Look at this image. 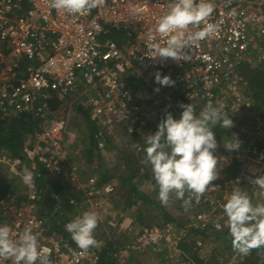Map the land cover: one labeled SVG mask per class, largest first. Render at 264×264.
<instances>
[{
	"label": "built area",
	"instance_id": "2783aa9c",
	"mask_svg": "<svg viewBox=\"0 0 264 264\" xmlns=\"http://www.w3.org/2000/svg\"><path fill=\"white\" fill-rule=\"evenodd\" d=\"M211 2L215 10L209 22L219 23L220 30L191 44L185 50L190 59L175 63L146 56L150 44L163 46L166 39L155 32V26L166 11L167 0H106L104 5L78 15L58 13L50 7L49 0H0V62L6 64L11 58L13 63L12 68L6 67L2 73L12 72L22 62L29 63L26 77L16 85H0V125L22 115L46 119L44 127L26 141L22 158L0 154V166L21 183L25 196L8 194L0 198V225L12 228L13 239L29 226L40 234V248L50 249L51 264H99L97 249L74 248L37 216V179L42 167L49 180L70 183L81 190L91 211L99 209L105 213L112 207L113 184L99 186L98 176L79 182L78 177L84 171L77 161L81 157V144L70 126L69 116L76 105L91 110L101 150L106 149L107 138H115L116 129L126 128L129 134L143 135L149 125L164 117V109L160 103L148 105L136 100L129 84L132 76L152 90L154 100L163 101L177 115L178 110L182 111L180 104L191 103L200 112L209 101L214 105L223 103L225 110L256 125L247 126V137L257 138L260 131L264 132L254 114L253 100L247 95L249 85L239 72L244 64L264 62V0ZM233 9L235 15L231 14ZM121 31H127L132 40L125 46L108 38L111 33ZM5 48L9 49L8 55ZM157 71L175 81L173 89L181 88V100L174 102L168 92L154 91L156 83L152 78ZM53 100L63 106L58 113L51 110ZM250 146L243 157L248 161L239 173L240 179L248 183L263 175L262 171L250 174L249 163L257 160L264 167L263 151ZM250 152L253 158L248 156ZM216 155L220 160L219 175L212 187H222L234 160L243 158ZM24 166L34 174L32 187L26 186L18 174ZM56 199L59 200L54 213L63 215L61 199ZM226 199L227 196L216 200L204 193L197 202L193 195L191 208L198 210L192 216L190 228L206 231L211 227L221 231L226 227L227 217L223 213ZM69 205L75 209L79 206L74 199ZM186 233V227L171 223L142 228L117 258L124 263L131 255L155 251L163 253L164 264H195L181 257L179 245ZM197 245L201 246V242ZM0 264L12 262L0 260Z\"/></svg>",
	"mask_w": 264,
	"mask_h": 264
},
{
	"label": "clouds",
	"instance_id": "9594fccd",
	"mask_svg": "<svg viewBox=\"0 0 264 264\" xmlns=\"http://www.w3.org/2000/svg\"><path fill=\"white\" fill-rule=\"evenodd\" d=\"M105 3L106 0H49L51 8L70 15L90 12ZM164 7L166 11L158 18L155 32L166 39L163 46L150 44L146 54L154 60L185 62L190 59L185 50L191 44L220 30L219 23L209 22L215 10L211 0H167ZM231 14L235 15V9ZM154 77L155 83L161 87L175 85L170 76L159 71ZM154 91L158 93L160 87ZM179 107L182 109L179 119L166 112L155 133L143 135L145 155L141 164L151 167L161 204L167 205L174 195L187 210L192 205L193 195L198 202L219 175L220 160L214 153L220 145L213 129L219 126L231 130L235 124L224 111L223 103L214 105L209 101L198 114L191 103ZM232 135L234 140L223 139V147L229 152L241 147L237 135ZM136 146L139 147V143ZM18 174L26 186L34 185V174L27 166ZM250 185L264 197V175L256 176ZM186 193L189 194L187 198ZM223 213L227 217L234 252L246 256L253 249L264 247V203L254 204L246 191L235 189L227 197ZM98 222L96 212L85 211L67 223L65 229L77 248L88 251L99 244L94 237ZM39 235L25 226L13 239L12 228L7 224L0 225V260L12 264H51L50 249L40 248Z\"/></svg>",
	"mask_w": 264,
	"mask_h": 264
},
{
	"label": "trees",
	"instance_id": "16d2710c",
	"mask_svg": "<svg viewBox=\"0 0 264 264\" xmlns=\"http://www.w3.org/2000/svg\"><path fill=\"white\" fill-rule=\"evenodd\" d=\"M108 38L121 46H125L131 42V38L127 36V31L113 32ZM4 52L8 55L9 49L5 48ZM12 66L13 63L11 58H8L6 64L0 62V85L3 83L14 86L19 79L26 77V70L29 63L22 62L17 67L13 68L12 72L2 73L6 67L12 68ZM239 72L241 77L249 85L247 95L252 98L254 114L260 119V126L264 129V62L259 65L244 64L240 67ZM129 84L138 102L148 105L160 103L159 105L164 109V114L166 112H171L174 118L179 119L180 116L163 101L159 102L151 97H146L145 100L142 98L144 93L148 91L147 86H145L142 81L140 82L138 79L131 77ZM157 86L160 87V91H162V88V92H168L174 102H178L182 99L183 94L181 88L173 89L167 86L161 87L158 84L155 85V88H157ZM50 106L54 113H58L63 109L62 104L57 100H53ZM224 111L231 117L235 127L230 130L217 126L213 129L216 134L217 142L220 145L217 149L220 154H227V151L221 145L223 139L233 137L232 133L241 135L240 138H242L247 135L246 128L248 125L256 127L255 124L250 123L244 116L233 115L230 111L225 109ZM74 112L86 121L85 125L82 126V143L86 145L85 150L82 152V159L87 165V169L84 168V170H88L92 175H97L100 178L99 186L108 183L115 186V191L110 197L112 207L108 209V212L106 211L103 214L101 223H99L94 230V237L99 242L98 246L94 247L100 253L99 264H134L131 260L132 258L130 259L133 255L124 263H121L117 258L121 250L129 244L127 240V242L124 243L123 240H125L126 237H121L118 226L131 217H133L132 219H134L133 221L135 224H139L142 228L154 226L163 227L167 223L178 225L179 227H186L187 233L179 245L181 257L185 261L195 264H219L216 259L204 263L203 259H200V252L204 246L203 244H205L207 240L210 241V238H214V240L226 244L227 250H232L231 238L228 234V230H223L224 233L222 231H216L213 228H209L206 231L193 229L190 228V221L187 222V225H179L169 210H173V213H178L182 205L180 200H177L174 196L172 200H169L167 205H162L157 198L158 188L155 186V181L152 178L151 167L141 164V160L145 155L143 151L145 147L143 135L155 133L160 121L149 125L143 135L129 134L126 128L116 129L121 132L120 134L126 142L125 155L124 157L121 156L123 157L122 160L117 158V161L121 160L120 164L115 163L114 166V164L109 162L107 165L109 168H105L103 167V159L110 158V156L105 155L104 152L108 149L111 151V147L115 146V141L120 134H117L114 139L112 137L107 138L106 149L101 150L99 149L98 140L95 137L98 130L94 122L91 121L88 111H84L80 105H76L74 106L73 113ZM89 112L91 114L90 109ZM196 112L197 114L199 113V111ZM45 123V118L22 115L17 118H10L5 123L1 124L0 154H5L13 158H22V149L26 141L30 139L36 131L41 130ZM244 141H246V143L241 144L238 151H233L234 154L240 153L242 148L243 150H248V148L251 147L250 145H252L258 152L263 151L264 155V143L252 142V144H250V140L247 141L246 139ZM136 143H139V147L136 146ZM248 156L253 158L254 154L250 152ZM233 163L229 172L235 177L242 167L243 160L235 159ZM37 187V216L46 222L51 232L64 236L74 248L79 249L72 241L70 234L66 231L65 225L71 222L77 215H80L82 209H84L83 212H85V209L89 207L84 203L85 199L83 197V192L74 189V186L70 183L64 185L63 183L49 180L48 176L43 172L42 167H40V177L37 179ZM143 187H149V190L143 191ZM247 193L251 198L252 192L248 191ZM8 194H20L23 198L25 197L21 183L12 178L8 174L6 168L0 166V198ZM56 197L61 199L64 209L63 215L54 213L55 206L59 200H57ZM71 199H74L78 203L79 206L77 209L69 205ZM178 208L179 210H177ZM194 210L196 211L198 209H192V212ZM182 212H185V210H182ZM105 224L106 226L109 225L110 231L103 232L102 227H104ZM197 242H201V246H198ZM149 253V251L144 252L143 255H141L142 257L140 256L144 258L137 263L163 264L165 261V259H163V261L159 260V254L151 256ZM240 264H264V247L253 249L250 254L244 255V259Z\"/></svg>",
	"mask_w": 264,
	"mask_h": 264
},
{
	"label": "rangeland",
	"instance_id": "374dc122",
	"mask_svg": "<svg viewBox=\"0 0 264 264\" xmlns=\"http://www.w3.org/2000/svg\"><path fill=\"white\" fill-rule=\"evenodd\" d=\"M157 87H159V86H157ZM161 90L163 91L162 88H161ZM178 114L179 115L181 114V110H178ZM69 122H70V126L72 128H76L77 131H75V132H77V136H79V143L82 145L83 144L82 143V139H83V136H82L83 129L82 128L83 127L79 123L80 120L77 117H75L73 115H70ZM120 133L121 132L118 131L116 134L119 135ZM237 137L241 141V144H243V143L245 144L246 141H244V140H246L247 138L250 140V144H252V142L253 143L258 142L260 144L264 143V132L263 131H260V133L257 135V138H255L253 135H248V137L246 135V136H244L242 138H240L241 135H237ZM228 140H234V137H231ZM221 145L223 147V140L221 141ZM84 146H86V145L84 144L82 146V148ZM126 146H127L126 142L124 141V139L122 138V135L120 134L117 137V140L115 141V146L111 147V151L108 149L106 152H104V154L110 156V158L103 159V167L109 168L107 166L109 162L114 164V166H115V163L116 164H120L121 163L120 161L122 160V158L125 155ZM244 150L242 148L240 153H236V154H234L233 151L232 152L227 151V154H220L218 151H216L214 154L215 155L219 154L221 156H237L238 155V156H241L243 158L244 156L247 155V150H245V151ZM121 156H123V157H121ZM117 158H120L121 160L117 161ZM243 160H244L243 161L244 164L247 163V161H248L245 158H243ZM77 161L81 163L80 165H82L83 168L86 167V169H87V165H85L84 160L81 157ZM82 163H84V164H82ZM249 164L250 165H248L247 171L249 170L250 174L256 175V173H258L259 171H262L261 173L264 175V167H263V165L260 166L261 164H257V160H256L255 163H249ZM241 168H243V164H242ZM239 173H240V171H239ZM239 173L236 174L235 177H234L229 172V178L227 179V181L224 184H222V187L221 186L219 187L217 185L215 187H212L213 185H212V182H211V184L208 187H212V189L211 190L206 189L205 193H208L211 198L219 200V199L224 198L225 196L228 197L230 195V192H232L231 188L234 189V190L235 189H239V190L246 191V192H248V191L252 192L251 199H252V202L254 204L264 203V197L260 196L259 191L254 186L250 185V183L246 182V180L240 179ZM91 177H97V175H92V173H90V171H88V170H86L85 172H83V170H82V173H81V175H79L78 179H79V182H84V180L89 179ZM12 178H14V177H12ZM14 179H16V178H14ZM239 181H240V183H239ZM186 195L188 196L189 194L187 193ZM173 197H174V195H172L170 197V200H172ZM180 202L182 204V201H180ZM180 208L182 210H185V208L182 207V205L180 206ZM192 209H194V208L190 207L187 210H185V212H182V210H179V208H178L177 210H179V212L178 213L175 212L172 215H173V217H175V219L177 220V223L179 225H187V222L192 221V216L196 214V211L194 210L192 212ZM97 210L99 211V209H97ZM83 211H84V209L81 210V214L83 213ZM132 218L133 217H131L130 219L134 220ZM191 223H189V225ZM134 225H135V223H134ZM104 226L106 227V224ZM223 230L224 231L228 230V227L227 226L224 227L221 231L224 232ZM135 233H136V229H135V227H133V229L131 230L130 236H132V238H133L135 236L134 235ZM131 240H132L131 238L128 239L129 242H131ZM203 245L204 246L202 247L201 252H200V259H203L204 263H207V262H210V261H213L214 259H216L219 262V264H240L241 261L244 259V255H240V254L234 252L233 249L232 250H227L226 244H224L222 242H219V241H216V240H214V238H210V241L207 240V242L205 244H203ZM149 254L151 256L154 255L153 253H149ZM137 255L141 256L142 254H136L135 255L136 257H134V258L132 257L131 260H132V262H134V264L137 263V262H140L144 258L143 257L141 259L140 257H137Z\"/></svg>",
	"mask_w": 264,
	"mask_h": 264
},
{
	"label": "crops",
	"instance_id": "0c3cea01",
	"mask_svg": "<svg viewBox=\"0 0 264 264\" xmlns=\"http://www.w3.org/2000/svg\"><path fill=\"white\" fill-rule=\"evenodd\" d=\"M132 41V40H131ZM255 65H259V64H255ZM133 78H136V79H138L139 81H140V79L138 78V77H135V76H132ZM154 79L155 78H152V82L154 81ZM141 82V81H140ZM151 82V81H150ZM145 86H146V84L144 83V82H142ZM148 88V87H147ZM154 93L152 92V90L151 89H148V91H146L145 93H144V95H143V99L145 100V98L146 97H151V98H154V95H153ZM82 107V106H81ZM83 108V110L84 111H88V113H89V116H90V112H89V109L88 108H84V107H82ZM70 115H73V116H75V117H77L79 120H80V124L82 125V126H84L85 125V123H86V121L81 117V116H78L75 112L73 113V111H72V113L70 114ZM69 119H70V116H69ZM72 129H75V131H77L76 130V128H72ZM77 133V132H76ZM79 137V136H78ZM84 144H82L81 145V147H80V149L82 148V146H83ZM85 147L86 146H84L82 149H81V158H82V152L85 150ZM85 163V162H84ZM84 163H82V164H84ZM86 165V164H85ZM80 167H82V165H79ZM83 168V167H82ZM85 169H86V167H84ZM84 172V171H83ZM82 173V172H81ZM81 173H80V175H81ZM88 179H86V180H84V181H87ZM149 190V187H143V191H148ZM106 209L108 208V206L107 207H105ZM168 209V208H167ZM169 210V209H168ZM181 210V209H180ZM85 211H91L89 208H87V209H85ZM93 211V210H92ZM94 212H96L97 214H98V217H99V222H98V224L99 223H101V218L103 219V214L104 213H102L101 211L99 212L98 210L96 211H94ZM104 212V211H103ZM107 212H108V209H107ZM169 212L171 213V214H174L173 212V210H169ZM129 220V221H128ZM103 221V220H102ZM134 221L133 220H130V219H127V220H125L122 224H120L118 227H119V229H120V231H119V233H121V237L122 238H125L126 237V239L125 240H123L124 241V243L125 242H127L128 241V239H134V237L139 233V232H141V229H142V227H140V225L139 224H135L134 225ZM122 227V228H121ZM133 227H135V229H136V233L134 234L135 236L132 238V236H130V233H131V230L133 229ZM102 230H103V232H107V230L108 231H110L109 230V225H107L106 227L104 226V227H102ZM101 230V231H102ZM127 240V241H126ZM131 240V241H132ZM122 241V242H123ZM150 253H153L154 254V256H156V255H158V253L157 252H155V251H149ZM143 255V254H142ZM134 257H136L135 255H133V258ZM137 257H140V255H137ZM132 257H130V259H131ZM141 258V257H140ZM158 258H159V260L160 261H163V259H165V256L163 255V253L162 254H159L158 255ZM129 259V258H128ZM142 259V258H141ZM136 260V259H135ZM129 262V261H128ZM132 263V262H131ZM135 264H138V263H135ZM163 264H164V262H163Z\"/></svg>",
	"mask_w": 264,
	"mask_h": 264
}]
</instances>
